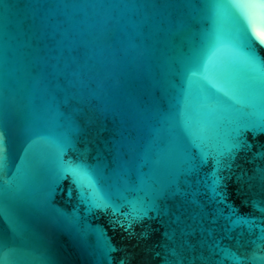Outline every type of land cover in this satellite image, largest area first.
<instances>
[{"label": "water", "instance_id": "water-1", "mask_svg": "<svg viewBox=\"0 0 264 264\" xmlns=\"http://www.w3.org/2000/svg\"><path fill=\"white\" fill-rule=\"evenodd\" d=\"M210 3L0 0V244L11 264H235L221 249L264 264V49L257 70L237 57L235 87L223 72L213 88L186 71L215 42ZM203 97L236 119L194 146L183 116ZM140 213L132 235L120 227Z\"/></svg>", "mask_w": 264, "mask_h": 264}, {"label": "snow or ice", "instance_id": "snow-or-ice-1", "mask_svg": "<svg viewBox=\"0 0 264 264\" xmlns=\"http://www.w3.org/2000/svg\"><path fill=\"white\" fill-rule=\"evenodd\" d=\"M105 7V5H93ZM215 14L218 23V31L215 42L209 50L206 57H199L194 54L193 59L186 64V71H190L192 75L200 73L211 87L216 88L217 84L213 80V76L223 72L231 86L235 87V83L231 79L230 73L236 69L237 57L244 56L246 65L253 70L258 69L259 49H264V27L257 23V16H253L250 10L255 9L257 15L264 13V2L248 3L245 0H211L209 5ZM56 8L69 7L64 3H55ZM228 25L227 32H224V24ZM4 64L7 63V49H4ZM193 61H198V67L192 68ZM246 88L258 90L260 84L254 81ZM4 90H7V82L5 81ZM189 88H191V79H189ZM227 94V93H226ZM236 119V112L219 105L212 97H203L202 100L192 102L189 99L186 104L183 123L185 128L193 136V145L196 141L210 142L215 140L225 124H230ZM249 130V129H246ZM258 131H264V121L260 122ZM41 140L46 139L40 137ZM176 150L178 145L174 142ZM3 144V135L0 134V146ZM160 165V161H158ZM2 167V165H0ZM218 183V181H215ZM214 190V189H213ZM264 211V209H260ZM145 213L133 216L127 224H120V227L128 231L130 235L133 221L143 219ZM240 221H237L239 223ZM246 224L252 221L244 220ZM114 252V247L110 248ZM225 258L232 259L235 264H241L240 258L227 249H221ZM14 255L6 243L0 244V264H11ZM120 264H124L123 261Z\"/></svg>", "mask_w": 264, "mask_h": 264}]
</instances>
